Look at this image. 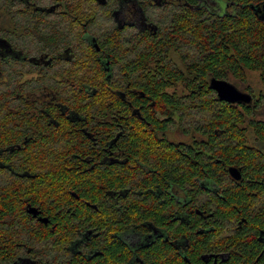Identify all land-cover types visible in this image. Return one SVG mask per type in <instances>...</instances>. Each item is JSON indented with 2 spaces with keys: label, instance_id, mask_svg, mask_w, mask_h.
<instances>
[{
  "label": "trees",
  "instance_id": "16d2710c",
  "mask_svg": "<svg viewBox=\"0 0 264 264\" xmlns=\"http://www.w3.org/2000/svg\"><path fill=\"white\" fill-rule=\"evenodd\" d=\"M43 1L56 4L44 7ZM94 4L104 16L91 10ZM111 4L112 10H106ZM263 4L264 0H187L184 5L168 0H0V38L15 40L24 55L48 56L73 48V62L65 71L73 81L86 79L87 92L74 90L73 84L65 94L79 111L100 118L114 114V109L121 111L118 122L101 118L90 125L97 133L95 145L80 131V124L69 133L50 136L42 119L25 113L39 110L35 99L26 96L20 106L14 94L5 96L0 88V147L19 134L33 138L21 150L6 154L15 172L28 171L30 176L0 168V264H13L29 249L38 264H264V243L258 240L264 231V121L256 118L264 98V20L251 7ZM125 5L134 6L135 18L157 14L156 31L96 27L102 20L111 25L110 18H122ZM83 22L97 34L99 52L83 41ZM105 53L116 72L109 83L98 60ZM9 63L12 72L27 66ZM63 68H46L39 82ZM248 72H257L263 86L258 97L252 94L251 104L222 101L210 87L212 77L246 84ZM16 77L10 75L7 84L11 93L32 88L31 81L21 88ZM114 87L126 93L135 89L132 99L142 118H126L128 109L114 96ZM104 96H110L115 107ZM8 107L20 108L21 113H9ZM15 119L21 126L12 124ZM176 126L190 138L172 139ZM117 131H123L115 142L123 162L91 168L85 158L104 154L105 143ZM62 139L65 145L58 149ZM230 167L241 168L239 182L229 177ZM174 188L182 190V202L177 203ZM26 202L38 206L48 222L28 214ZM92 205L102 209V220L95 219L98 211ZM178 208H183L184 217L173 221ZM148 222L168 226L169 240L148 242L141 237L131 247L115 236L120 228H135L146 236ZM87 224L100 235L78 252V235L86 232ZM179 233L189 239L183 253L171 244ZM88 250L99 253L89 256ZM213 251L229 252V257L216 263L201 258Z\"/></svg>",
  "mask_w": 264,
  "mask_h": 264
},
{
  "label": "flooded vegetation",
  "instance_id": "af4514ba",
  "mask_svg": "<svg viewBox=\"0 0 264 264\" xmlns=\"http://www.w3.org/2000/svg\"><path fill=\"white\" fill-rule=\"evenodd\" d=\"M171 5H184L187 4V0H168ZM151 4H153V0H151ZM232 7L234 6V3H231ZM134 7V6H133ZM132 6L125 5L124 13L122 14V18H110L111 25L109 28L106 29V31H110L112 27L117 29H134L135 32H143L151 30L156 31L158 28V23L151 18H135L134 13L136 10ZM133 8V10H132ZM125 17V18H123ZM128 17V18H127ZM83 41L86 44H89L92 46L97 52L101 50L100 43L98 40V36L96 33H93L90 31V29L87 26V23L83 22V33H82ZM23 47L19 46L15 40H10L7 37H1L0 38V60L4 63V65H0V76L2 77L0 79V88L1 91L4 93L5 96H8L9 94H14V99L19 101L20 106L21 102L24 97L31 96L33 99L37 101L39 110H28L25 113H29L31 116H36L45 123L46 127H44L45 131H49L48 134L50 136L53 135L54 132H57L59 134H64V132H71L72 126L75 124H80V131L83 133V135L90 139L95 145L98 142L97 139V133L92 130V123H100L101 118L102 121L106 120L110 124H113L112 121L118 122L119 117H121V111L120 109H114L113 113H108L106 116L104 114L101 116V118L98 115L92 114L88 115L87 113H83L82 111H79L76 107H79L75 104H73L71 101H69L68 97H66L65 91L69 92L71 90V85L74 84V90L80 92V93H86L87 89L85 88L87 86V80L86 79H77L76 81H73L69 75L68 71H65L69 69L70 65L73 62L74 52L73 48L66 47L63 48L61 51H57L53 54L45 55L44 53L40 54L39 56H26L24 55ZM98 60L100 61V66L102 69L107 71V75L110 77L108 80V83L110 82L111 78H114L116 75L115 67L113 65V62L111 61V56L108 53L104 54V57L98 56ZM9 61H21L25 62L27 66L25 68L19 66V70L16 72H12V70H8L7 67L11 64ZM58 62V63H57ZM57 63V64H55ZM55 65L63 66L62 73L59 72H52L50 75V80L48 81H40L42 79V76H44V70L46 68H54ZM33 67V68H32ZM67 68V69H66ZM10 75L17 76L16 82L17 85L21 86L24 85L26 82H32V88H26L23 89L20 92H13L11 93V89L7 87V84L10 83ZM125 75V74H124ZM14 79V78H12ZM42 84V85H41ZM125 84L129 88V81H126ZM22 88V86H21ZM114 92V96L123 101L125 103L129 116H126V118H131L134 122V119L136 116H140L139 109L140 107H137L132 99V95L136 92L134 88L128 89L127 93L123 90L119 89L118 87H114V89H111ZM28 92H30L28 94ZM105 97V96H104ZM104 97H101L104 99ZM84 98V97H82ZM106 101L109 102L108 104H111L112 107H115L114 102H112L110 99V96H106ZM9 106V105H8ZM8 112L12 114H18L21 113L20 108L13 109L12 107H8ZM7 112V113H8ZM118 117H116V116ZM21 122V121H20ZM18 119H15L12 124H15L17 126H21ZM127 122V120H126ZM129 122V121H128ZM127 122V123H128ZM91 125V126H90ZM31 128L36 132L38 129L35 126H31ZM122 128V127H121ZM123 133V131H117L115 134V137H113L111 140H108L105 143V153L104 154H97L99 155V158H92L91 156H87L85 158V162L90 164L91 168H96L97 165L104 166V165H114V164H120L123 162V153L119 151L118 146H115L116 140L119 138V136ZM33 138L29 135H21L19 134L17 139L10 142L9 144H5L0 147V168L9 170L12 174L20 175V176H30V173L28 171H24L23 174L27 173V175H22L18 172H15L12 167L7 163V152L12 153L14 150H21L25 144L29 142V140H32ZM65 145L64 140H60V142L57 145L58 149H62ZM241 171V168H238ZM229 172V171H228ZM242 174V171H241ZM229 177L236 182H239V180L234 179L230 172ZM241 180V179H240ZM175 192L177 196V203L180 201L182 202V190L179 188H174L172 190ZM69 192L74 195L76 198L78 196L75 194L73 190H69ZM161 194H159L160 196ZM88 203V202H87ZM95 210L98 211V214L95 216V219L102 220L103 219V212L102 209H99L98 206L92 205ZM31 207H36L38 210V206H34L30 202H26L25 210L28 214L33 216L29 212V209ZM181 207H183V203H181ZM179 209V210H178ZM175 211L177 212L176 216L172 218L173 221L182 220L184 216H182L183 208H178ZM187 208L186 210H188ZM39 216H43L41 210ZM196 212L201 214L204 218L207 216L206 212L201 213L198 209H196ZM35 217V216H34ZM38 221H40L37 217H35ZM83 220H86L85 217L82 218ZM81 219V220H82ZM41 222V221H40ZM147 229L148 233H145L146 236H144L141 232L133 229H127V228H120L116 230L115 236L119 239H122L126 244L133 247L136 243L140 242L141 237H145L146 241L150 242L153 239L163 238L165 241L169 240L170 237V230L168 229V226L162 225V226H156L153 223L148 222L147 223ZM86 232H80L78 235L76 247H79L78 252H81L80 246L87 242L92 237H96L100 235V232H98L95 228H91L90 224H87L85 226ZM204 230H200L199 232H203ZM258 240L264 243V231L261 230L258 234ZM171 244L177 249L179 253H183V249L186 246H189V239L184 237L181 233L177 234L175 238L171 239ZM90 252V253H89ZM87 253H89V256H94L99 252H93V250H88ZM229 257V252L226 251H216L211 253H203L201 254V258L204 261H209L210 259L214 260V263L217 262L218 259L221 260H227ZM187 260V259H186ZM21 262H24V264H38L37 259L35 256L30 253V249L27 251V254L18 256L17 259L13 264H20ZM130 263L135 264V261H131Z\"/></svg>",
  "mask_w": 264,
  "mask_h": 264
},
{
  "label": "water",
  "instance_id": "95a60500",
  "mask_svg": "<svg viewBox=\"0 0 264 264\" xmlns=\"http://www.w3.org/2000/svg\"><path fill=\"white\" fill-rule=\"evenodd\" d=\"M98 1L101 4H104L106 2V0ZM251 7L259 15V17L264 20V4L262 5V8L259 5H251ZM210 87L216 92L218 99L222 101H226L231 104H251L253 102V95L251 93L241 91L236 85L226 79H218L216 77H212L210 79ZM229 172L231 176L236 180H240L242 178L241 171L237 167H230ZM27 174L28 172L22 175ZM29 212L33 214V216L38 217L41 222H48L47 217L39 216L40 211L36 207H31L29 209Z\"/></svg>",
  "mask_w": 264,
  "mask_h": 264
},
{
  "label": "rangeland",
  "instance_id": "374dc122",
  "mask_svg": "<svg viewBox=\"0 0 264 264\" xmlns=\"http://www.w3.org/2000/svg\"><path fill=\"white\" fill-rule=\"evenodd\" d=\"M55 4H56L55 1H43L42 2V6H44V7H52ZM85 5L87 7L89 5V2H85ZM113 6H112V4H111V6L110 5L107 6L106 10H110V9L112 10ZM91 10L92 11H98L97 12L98 14L104 16L101 13V11L99 10V7L97 5H95V4L91 7ZM152 12L154 13V11H152ZM156 15L157 14L153 15V17H150V18L152 20L156 21V20H158ZM123 18H125V17H123ZM98 26L101 29L106 30L107 28L110 27V24L108 22H105L104 20H102L101 24L98 23V25L96 27H98ZM226 80H228L229 82H231L234 85H236L241 91L254 94L255 97H258L260 92L263 90V86H262V84L260 82L259 74L257 72H248L247 73V82H246V84L241 83L240 81H237V80H235L232 77H229ZM248 86L251 88L250 91L245 90V87H248ZM258 110H259V112L257 113L256 118L264 121V98L261 101V104H260ZM170 136H171L172 139H174L176 141H179V140L184 141V140H188L190 138V136H187V137L184 136L183 133L181 132V130L179 129V127H177V126L173 127V129L171 130Z\"/></svg>",
  "mask_w": 264,
  "mask_h": 264
}]
</instances>
